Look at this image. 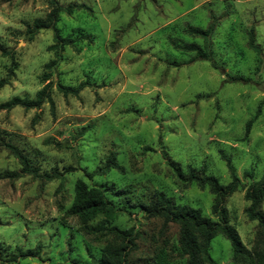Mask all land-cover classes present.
I'll use <instances>...</instances> for the list:
<instances>
[{"label":"rangeland","instance_id":"obj_1","mask_svg":"<svg viewBox=\"0 0 264 264\" xmlns=\"http://www.w3.org/2000/svg\"><path fill=\"white\" fill-rule=\"evenodd\" d=\"M56 1L91 10L60 14L56 24L62 36L82 32L91 43L67 47L50 70L53 32L40 30L30 41L26 36L33 21L48 13L47 0H0V264H87L88 253L97 255L104 237L85 234L68 214L78 180L123 190L119 197L107 195L117 213L108 225L137 235L130 264H183L178 227L148 217L141 205L162 191L215 220L213 195L178 181L168 161L182 169L204 167L225 185L228 160L242 185L225 199L229 224L247 250H259L256 222L244 214L250 182L244 173L252 170V180L264 177V0ZM211 23L216 69L172 45L202 46L182 28ZM249 29L261 48L257 75L256 56L246 45ZM233 75L251 81L233 82ZM58 84L81 89L64 95ZM43 89L49 98L38 107H3L13 98L34 100ZM6 144L28 159L36 176L20 172ZM109 153L120 169L95 175ZM9 173L19 175L4 177ZM260 209L264 213V200ZM38 244L37 258L15 259L17 248L24 252ZM209 254L216 264H230V245L220 235L211 240Z\"/></svg>","mask_w":264,"mask_h":264},{"label":"trees","instance_id":"obj_2","mask_svg":"<svg viewBox=\"0 0 264 264\" xmlns=\"http://www.w3.org/2000/svg\"><path fill=\"white\" fill-rule=\"evenodd\" d=\"M49 11L44 18L35 19L30 28L26 30L27 39L30 41L40 30H51L53 32L52 44L48 47L53 55V59L46 65L50 70L58 66L62 61V53L67 47H72L81 41L87 44L91 43V36L82 32L76 33L74 36H62L56 24L60 14L70 15L76 10H91L84 4H70L65 7L61 6L56 0H47ZM214 30V24L211 23L205 29H200L186 24L182 31L192 38L200 39L203 45L200 46L194 42L189 44H180L178 41L172 45L176 51L181 54H192L191 61L209 62L212 68L216 69L217 65L213 60V54L210 49V38ZM246 45L255 56L254 74L260 71L261 48L255 43L253 30L247 31ZM0 51H3L0 46ZM3 53V52H2ZM229 79L237 83H247L251 78L243 75L228 76ZM64 95L71 93L76 95L81 89L73 87H65L61 84L57 85ZM45 90H41L36 94L34 100H21L13 98L11 101L3 104V107L9 108L21 106L24 108L38 107L41 103L48 99ZM253 120L246 123L245 133L248 132ZM7 149L18 160L21 166V173L36 176V170L30 165L28 159L13 145L6 144ZM168 166L176 179L181 182L194 183L199 188H207L213 195V204L211 206V215L215 220H211L202 215L198 208H192L187 205H177L169 196L162 191H154L148 201L141 205L148 217L159 218L164 225L169 223L178 227L177 253L183 259V264H216L209 254L211 240L220 235L228 241L231 248L230 264H264V213L261 211V205L264 200V177L259 180H252L253 172L244 173V176L250 180L244 190V200L248 202V206L244 210V214L249 221L256 222L258 227V236L260 238L261 248L257 251H249L242 244L235 228L229 224L227 212L224 202L227 197L236 192L242 185L239 178L234 172L229 161L226 160V168L229 174V182L225 185L219 180L208 175L204 167L197 170L191 166L182 169L179 164L168 161ZM119 170L120 167L115 161L113 153H109L102 165L95 170V175H106L111 170ZM19 173L5 174L4 177L14 178ZM108 193L120 196L123 190L116 189L114 186L106 188L88 186L82 180L76 181L74 185V196L72 204L68 210V214L74 216L81 225L82 230L88 235H100L104 237V245L97 250L94 256L88 253L90 261L87 264H130L129 258L131 253L136 249V234L130 230H121L116 226H109V221H114L117 213L112 202L108 199ZM98 217L104 218L100 224L91 226ZM71 239L67 240L68 254L71 253ZM41 246L38 244L32 250L21 251L16 249L15 259L37 258L40 253ZM74 264H79L78 260H73Z\"/></svg>","mask_w":264,"mask_h":264}]
</instances>
